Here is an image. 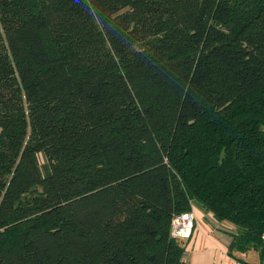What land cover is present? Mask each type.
I'll return each instance as SVG.
<instances>
[{"label":"trees","instance_id":"16d2710c","mask_svg":"<svg viewBox=\"0 0 264 264\" xmlns=\"http://www.w3.org/2000/svg\"><path fill=\"white\" fill-rule=\"evenodd\" d=\"M191 205L263 259L264 0H0V264H184Z\"/></svg>","mask_w":264,"mask_h":264},{"label":"crops","instance_id":"0c3cea01","mask_svg":"<svg viewBox=\"0 0 264 264\" xmlns=\"http://www.w3.org/2000/svg\"><path fill=\"white\" fill-rule=\"evenodd\" d=\"M195 228L189 239L182 240L185 246L184 264H241L239 260L254 264H264L256 250L247 253L228 254L235 226L216 221L211 213L195 206Z\"/></svg>","mask_w":264,"mask_h":264},{"label":"built area","instance_id":"2783aa9c","mask_svg":"<svg viewBox=\"0 0 264 264\" xmlns=\"http://www.w3.org/2000/svg\"><path fill=\"white\" fill-rule=\"evenodd\" d=\"M196 215L195 206L191 205L188 212L175 215L171 222L170 234L172 237L179 240L189 239L195 228ZM264 243V235L261 237Z\"/></svg>","mask_w":264,"mask_h":264}]
</instances>
